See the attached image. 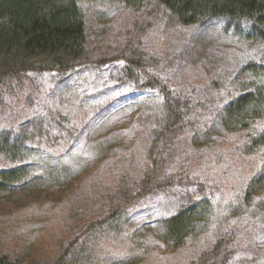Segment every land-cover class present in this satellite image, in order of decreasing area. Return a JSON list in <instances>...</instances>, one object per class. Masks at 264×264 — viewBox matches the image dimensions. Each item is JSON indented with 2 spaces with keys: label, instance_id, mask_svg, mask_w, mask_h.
Listing matches in <instances>:
<instances>
[{
  "label": "trees",
  "instance_id": "trees-1",
  "mask_svg": "<svg viewBox=\"0 0 264 264\" xmlns=\"http://www.w3.org/2000/svg\"><path fill=\"white\" fill-rule=\"evenodd\" d=\"M121 2L136 10L154 3L181 25L205 26L223 19L227 28L254 41L259 52L241 66L234 85L220 89L215 84L219 89L210 93L220 94L219 103H214L217 95L199 101L174 90L163 72L149 64L150 56L139 50L126 48L123 55L94 60L88 51L85 0H0V82L19 74L66 73L81 64L115 59L124 62L125 82L160 95V100L148 99L140 105V121L149 130L147 168L141 177L135 181L125 176L116 191L103 195L101 203L89 201L72 215V225L62 239H25L12 252L0 238V264H139L136 253L148 241L179 252L210 230L217 234L215 242L183 264H264V242L244 237L264 225V208H260L264 193L254 188L264 170V0ZM219 128L234 137L233 153L246 160L251 172L244 192L229 201L215 198L200 176L192 178L169 168L177 144L217 143ZM59 130L69 128L61 125ZM51 134L43 123L31 128L0 127V200L39 186L58 193L71 188L73 177L66 165L39 161L47 153L39 144L48 148ZM151 196H160L162 214L137 224L132 215ZM223 209L242 216L244 230L236 234L228 229L223 222L227 216L218 215ZM115 247L122 251L111 253Z\"/></svg>",
  "mask_w": 264,
  "mask_h": 264
},
{
  "label": "rangeland",
  "instance_id": "rangeland-1",
  "mask_svg": "<svg viewBox=\"0 0 264 264\" xmlns=\"http://www.w3.org/2000/svg\"><path fill=\"white\" fill-rule=\"evenodd\" d=\"M85 6L88 51L94 60L123 55L126 48L139 50L150 56L149 64L163 72L174 90L191 94L195 100H209L217 95L210 93L214 88L234 85L241 66L259 52L254 41L227 28L223 19L205 26L181 25L154 3L141 10L121 0H85ZM114 60L81 64L66 73L19 74L0 82V127L31 128L43 123L52 138L48 148L39 144L47 150L39 161L66 165L73 177L71 188L60 193L39 186L0 200V238L5 239L8 250L17 252L25 239L64 238L72 215L89 201L101 203L105 193L118 189L123 177L137 181L147 168L149 130L140 121V105L148 99L160 100V95L125 82L123 60ZM219 100L218 93L214 103ZM61 125L69 131H60ZM218 135L222 139L217 138V143L177 144L169 168L192 178L200 176L215 198L229 201L244 192L251 172L246 160L233 153L234 137L220 128ZM254 188L264 193V170L258 173ZM158 197H148L144 208L134 209V222L145 224L162 214ZM218 215L227 216L223 222L236 234L240 228L244 230L242 216L225 209ZM215 234L207 231L179 252L170 245L148 241L135 258L139 264H183L211 246ZM244 237L264 242V225L252 231L251 237ZM121 251L115 247L110 252Z\"/></svg>",
  "mask_w": 264,
  "mask_h": 264
}]
</instances>
